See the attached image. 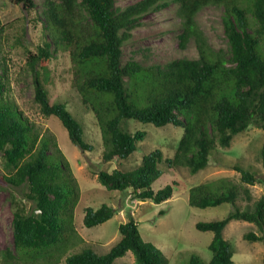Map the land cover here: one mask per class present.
I'll list each match as a JSON object with an SVG mask.
<instances>
[{
    "label": "trees",
    "instance_id": "1",
    "mask_svg": "<svg viewBox=\"0 0 264 264\" xmlns=\"http://www.w3.org/2000/svg\"><path fill=\"white\" fill-rule=\"evenodd\" d=\"M33 10V0H14ZM177 4L183 48L193 39L197 58H173L165 63L143 66L138 61L123 63V44L143 17ZM223 8L222 25L227 49L212 50L196 23L197 13L205 6ZM38 18L42 19L43 43L30 52L27 66L34 85V101L45 116H56L65 127L69 140L81 151L93 150L83 139V128L62 102H51L44 85L46 64L59 47L69 50L73 64L72 79L81 102L95 115L100 130L103 162L129 157L145 137L142 130L129 131L127 121L164 127H181L183 134L171 166L184 164L192 174L207 167L211 152L227 148L233 138L258 127L264 132V0H137L123 7L115 0H44ZM54 47V48H53ZM6 69L0 73V162L2 175L10 191L12 239L16 255L29 257L53 248L71 245L75 238L73 210L78 198L77 180L69 162L48 136H43L6 95ZM54 146V150L51 151ZM264 166V142L260 149ZM162 152L154 150L142 158L133 170L114 168L108 172L94 169L98 181L107 190L129 191L133 200L166 202L173 194L172 184L154 190L159 178ZM234 169L246 185L258 182L254 172L238 165ZM21 193V196L18 193ZM244 198L250 199L243 187ZM236 184L218 182L190 188L188 204L205 209L229 205L228 213L195 228L212 232L205 263L192 255L188 264H233L231 243L223 230L233 220L253 223L264 232V196L241 208ZM118 210L106 203L86 207L83 225L92 228L111 219ZM164 214V211H160ZM120 238L104 254L83 247L65 257L66 264H114L130 252L135 264H168L166 256L151 242L144 241L135 219L118 226ZM244 239L258 241L252 232ZM78 242V241H77ZM68 243V246L66 245ZM58 264V263H54ZM264 264V260L263 263Z\"/></svg>",
    "mask_w": 264,
    "mask_h": 264
},
{
    "label": "rangeland",
    "instance_id": "2",
    "mask_svg": "<svg viewBox=\"0 0 264 264\" xmlns=\"http://www.w3.org/2000/svg\"><path fill=\"white\" fill-rule=\"evenodd\" d=\"M35 8L25 9L14 0H0V73L6 69V95L35 126L43 136L54 142L60 153L69 162L77 180L78 198L73 210L75 238L71 245L53 248L44 254H38L34 260L29 257H6V250L16 255L12 239V210L10 191L2 175L6 173L0 162V264H66L65 257L83 247H91L98 254L106 253L120 238L118 226L131 215L138 224L140 236L144 241L154 244L168 259V264H188L192 255L199 256L205 263L211 258L208 244L212 232H201L195 228L198 221H210L225 216L229 205L200 209L188 204L190 188L207 183L229 182L236 184L240 196L237 204L241 208L252 205L264 196V166L260 149L264 142V132L258 127H250L236 135L227 148L217 147L210 154L206 168L192 174L182 163L169 166L166 159H172L178 142L183 134L181 127L167 124L155 127L136 121H127L129 131L142 130L145 137L137 143L136 150L126 159L114 158L103 162L101 159L103 144L97 121L93 112L81 102V96L72 79L73 64L69 50L59 47L46 64L45 71L39 70L44 77L45 87L51 102H62L73 118L83 128V139L93 150L81 151L69 140L67 131L56 116H45L34 101V85L31 71L27 66L30 52L36 51L44 39L41 13L44 0H33ZM137 0H115L116 6L123 7ZM178 5L171 4L156 12L146 14L140 24L133 28L131 37L123 44V63L138 61L143 66L165 63L173 58H197L199 56L195 41L191 39L185 47L179 44L178 35L182 32L181 20L177 14ZM223 8L215 5L203 7L196 15V23L212 50L227 49L226 37L222 25ZM54 48V47H53ZM51 151L54 146H51ZM162 152L158 165L159 178L152 188L158 190L166 184L175 183L173 194L164 203L155 204L150 200L139 201L130 198L129 191L107 190L97 179L94 169L112 171L120 168L133 170L142 163L144 155L154 150ZM234 165L254 172L258 182L246 185L240 181V174ZM243 187L249 189L250 199L244 198ZM21 196V193H18ZM102 203L115 207L118 211L103 224L92 228L83 225L82 219L86 207L97 208ZM164 211V214H160ZM252 232L262 237L258 241L244 239ZM223 236L233 249V264H262L264 260V232L253 223L233 220L223 230ZM114 264H135L134 257L127 252L116 259Z\"/></svg>",
    "mask_w": 264,
    "mask_h": 264
}]
</instances>
